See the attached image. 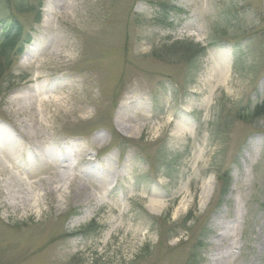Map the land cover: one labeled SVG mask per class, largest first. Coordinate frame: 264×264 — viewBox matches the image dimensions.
<instances>
[{"label": "rangeland", "instance_id": "1", "mask_svg": "<svg viewBox=\"0 0 264 264\" xmlns=\"http://www.w3.org/2000/svg\"><path fill=\"white\" fill-rule=\"evenodd\" d=\"M76 1L28 0L0 42V264H187L200 240L202 264H264V0Z\"/></svg>", "mask_w": 264, "mask_h": 264}, {"label": "bare ground", "instance_id": "2", "mask_svg": "<svg viewBox=\"0 0 264 264\" xmlns=\"http://www.w3.org/2000/svg\"><path fill=\"white\" fill-rule=\"evenodd\" d=\"M61 0H50V7L48 8V15L50 14H60L66 20L73 21L75 19L74 14L78 10V3L76 0H68L64 3H60ZM78 47V44L75 40H71L68 43L62 45L61 53L64 54V57H69L71 52L76 51ZM60 54H57V49L55 48L53 53L51 55H57V58H59ZM30 56L31 54L28 52L27 56L24 58V63H30ZM220 58H213L212 59V69L214 73V78L217 82V85L226 84L228 82L229 78V61L226 55H219ZM47 59V58H46ZM48 62L52 63V59H47ZM72 65V64H71ZM70 64H67V66H71ZM36 86V85H33ZM73 86V85H70ZM23 103H25L26 106H36L38 111H42L43 105H47L48 107L55 106L56 110L54 113V116H58V113H61L62 117H67L69 115L75 114L76 111H81V109H77L74 107H70L69 104L71 103V95H65L62 98H60L57 95L48 96L46 93L41 92L37 89H30L28 92H26L22 98H20ZM19 99V100H20ZM126 101V99H125ZM123 101V104L125 103ZM55 104V105H54ZM60 117V116H59ZM61 118V117H60ZM115 122L121 127L120 130L124 134H128V131L132 129V122L133 119L126 117L124 115H117L115 118ZM183 127H179V130L182 131ZM44 154L37 155L36 158L39 161H46V159L43 157ZM58 160V159H56ZM55 161V160H53ZM18 161V156L16 153H14L9 146H7L4 142L0 141V170L1 171H11L16 177V171H14L13 164H16ZM63 162V161H62ZM61 162V163H62ZM52 179V178H51ZM53 182V181H52ZM55 182V181H54ZM32 186V185H31ZM209 187V182L204 183V187ZM30 187V184H29ZM33 188V187H32ZM97 197L95 193L88 192L84 195L83 199H89V198ZM157 204L156 200H153L149 205L148 208L152 212H157V207L161 206L162 202H158ZM220 249L218 250V253L216 254L219 256L221 253H219ZM219 257L215 259L216 264L218 263ZM227 262L224 261L223 264H226Z\"/></svg>", "mask_w": 264, "mask_h": 264}, {"label": "trees", "instance_id": "3", "mask_svg": "<svg viewBox=\"0 0 264 264\" xmlns=\"http://www.w3.org/2000/svg\"><path fill=\"white\" fill-rule=\"evenodd\" d=\"M30 5L28 0H0V36L6 45L10 42L9 38L18 36L22 29L19 27V19L22 13L28 12ZM263 106H258L257 111L260 112ZM202 240H200L199 248H195L187 264H202L201 250Z\"/></svg>", "mask_w": 264, "mask_h": 264}]
</instances>
